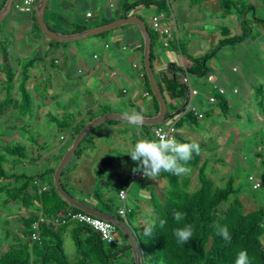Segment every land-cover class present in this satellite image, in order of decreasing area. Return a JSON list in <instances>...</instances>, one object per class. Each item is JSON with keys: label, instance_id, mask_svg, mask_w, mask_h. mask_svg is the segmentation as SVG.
<instances>
[{"label": "rangeland", "instance_id": "obj_1", "mask_svg": "<svg viewBox=\"0 0 264 264\" xmlns=\"http://www.w3.org/2000/svg\"><path fill=\"white\" fill-rule=\"evenodd\" d=\"M168 1L172 6L174 16L178 23L177 35L181 40L182 48L184 49L185 54L198 57L213 50L217 46L219 40L223 38L221 32L223 26L228 27L233 35L242 34L241 22L245 25V29L249 30L248 34L241 41L220 46L216 51L215 57L210 59L207 63L210 73L214 74L215 76L217 73L213 72V65L217 67V70L226 68L227 71L225 73L227 74L225 75L228 76L227 79L229 80V87L233 88V85H238L239 87V93L237 95L233 94L232 92L229 93L231 107L226 112V117H228V120H225L222 115L220 117L223 119L220 124L222 123V125L226 126L227 128H230L231 126L233 127L229 132L228 130L227 132H223V136L225 137V144L223 147L224 151L218 152V158L220 162L225 163L226 161V163H228L226 165L230 167V172L223 173L224 178L220 177L221 179L219 180H216L213 176L210 178L215 182L216 185L219 186L224 185L227 179L232 178L234 181V187H240L241 191L238 194V197L243 202V209L245 211H251L258 208L259 206H264V118L259 120L258 116L262 114V111L260 110L259 113H256L253 109L256 94H251L250 97L246 96L245 109L237 110L238 101L241 100V97H244L245 88L247 85L251 84L253 89L258 90L259 87L262 86L263 91L261 92L264 93V0H240V2L237 4L239 9L242 10L243 6H246L251 8L254 7L255 11L253 12L248 8L244 14H240L237 12V10L232 9L230 14L225 18H213L214 15H217L213 10L214 7L209 4L204 5L199 1L167 0L168 5ZM36 5L37 3L34 4V7H36ZM118 6L112 8L111 10L109 9L113 15L118 13ZM167 9L168 10L165 11L162 10V12L169 16L170 8ZM157 12L158 10L155 6L145 7L139 5L130 8L127 11V14L129 16L141 17L144 20L146 26L152 30L151 18L152 15ZM242 15L245 19H242ZM238 16L241 18L238 19ZM49 26L57 27L56 23H49ZM116 28L94 35H87L71 41L81 45L84 42L86 44V56L89 60L94 61V59H92L93 51H96L97 53L101 52L104 49L103 45L106 42L112 45L110 35L115 31ZM10 29L12 28L5 29L4 21H1L0 57L6 61V58L3 57V51L6 49L8 63L11 65L12 70L16 72L18 70L20 71V68H18L17 65L19 64L20 66H23V64H25L28 59L35 55V51L33 47H31L28 52L23 53L21 56L19 51L15 52L17 45L15 43L16 39L14 35L5 33L6 30ZM197 30H201L200 33L204 35H198ZM171 31L176 32L175 26L171 27ZM27 34L28 36H25L28 45H32L31 41H36L40 37L44 40L48 39L55 43L53 38L44 34L36 27L34 34ZM83 39L84 41H82ZM67 42L69 41H66V43ZM174 45L176 47L178 46L177 43ZM19 49L22 50L21 47ZM154 52L156 57L152 61V67L158 81H161L162 76L167 73L166 69L169 63H174L177 66H183L184 63L187 66L189 65V62L185 57L186 55H181L174 47L161 48L157 45V47L155 46L154 48ZM143 54L144 52L139 53L140 64L143 62ZM42 58L43 56L41 54V59ZM41 59L39 61L40 63ZM37 61L38 60H36L34 63H37ZM4 63L5 62H2V65L0 66V70L3 73L1 75L0 71V103L7 96V93L2 87L4 86V76L6 73ZM45 64V70L47 72L53 69V62L51 60H47ZM158 65H160V67ZM232 66H236L238 68L237 74L231 71ZM72 70L74 72L75 68ZM47 72L44 73L45 82H42L40 85L35 84V86L31 87L30 84H26V87L33 100L32 113L30 115H27L26 117H20L17 115L20 94L16 89H13L14 102L11 104V106L0 108V151H3L6 146L22 145L21 142L24 139V141L27 142L26 144H31L32 147H34V150L43 156V159L37 163L29 160L27 157H25L26 160H19L18 158L15 159L9 157L10 162L4 164V168L7 172H26L28 174L38 173L39 171L44 170V168H46L47 164L49 163H51L53 166L59 163L64 153L72 145L69 128L66 125L58 126L50 119L49 114H52L60 120L67 117V120H69L68 124L74 125L75 119H78L79 117L78 113L83 112L82 106L83 108L86 106V102L84 100V87L81 84L73 88H70L72 86L69 83L65 84V86L60 83L58 84V80L55 78V75L51 76L50 72ZM179 76L180 75H178V77ZM192 81L194 86L199 90H202L206 86L197 83V79H195V77H192ZM50 82L52 83V87ZM53 88H56V93L55 89L53 90ZM251 91L252 89H250V93ZM53 96L54 98H52ZM197 99H199V97H195L193 99V104L199 110L205 109V107H207L206 103L201 106L197 102ZM178 101L180 103L182 102V100ZM144 103H147V101H144ZM173 106L174 103L167 99V110L171 113H174ZM97 111L98 110H91L90 115L95 116ZM145 113L148 112L145 111ZM237 113L240 117L236 116ZM173 117L176 118V114ZM205 119L199 121L200 129L204 128L203 133L207 137H210L209 139H211V141L207 140V144H209L207 147L213 146L215 148L218 146V132H215L212 127H209L208 129L205 128L203 125L205 123L203 120ZM115 122H120L122 126H124V128H120V131L117 132L119 136L117 139L114 138V135L111 132ZM170 122L171 118L168 116L162 122V124L167 125ZM195 129L196 128L192 126V130L194 131ZM236 129L241 131L237 132L238 130L236 131ZM139 130L137 126L130 125L128 121L112 119L99 123L97 128H95L90 133L89 137L82 143V145H84L86 148L84 153L87 151V155H90V157H88L89 159H85V161L89 160V162L86 163V168L83 170L80 169L81 157L79 159L72 158L67 169L65 170V174L62 176V181L67 184L66 186L71 195L76 199H83L86 195L91 196V194L86 190L85 185L86 182L90 185V182L93 179V187L96 183H99L101 185L100 191L103 193L104 197L111 198L116 206L121 208L123 206V202L118 199V193L115 190L108 188V186L111 185L112 182H115L117 177H121L119 176L118 169L120 172L126 173L131 169V165L138 163L133 161L130 157V154L126 152L132 149L137 140L146 137L144 128L141 127ZM183 130H185V128L180 130V136L182 139H185L186 135L183 133ZM238 135L240 137L239 140L237 139ZM97 136V141L104 137L107 142L112 143V146L107 145L109 149L105 152H100L98 157L96 156L97 159L92 161L91 156H95L100 150L96 145L97 143L94 141ZM30 137H33L32 142L28 140ZM91 143L96 145L94 149L89 146ZM202 148L205 149L206 147L203 146ZM84 153L82 155H84ZM26 154H28V156L30 155L28 148H26ZM227 158L230 160H227ZM258 158L259 163H257ZM74 168H76L77 171L75 175V181L72 176L69 178L66 175L67 170L72 172ZM189 168L191 169L192 173L196 171L195 169L192 170L191 167ZM115 169H117V171H115ZM99 170H102L100 175L98 174ZM190 173L182 174L181 177H179L181 184L185 182V177H190L191 179V176L189 175ZM84 174H86L85 178H83ZM249 174H253L261 179V188L257 190H253L251 188V182L248 180ZM127 176L128 182L131 183L132 179L129 178V175ZM45 177L47 176L44 175V178ZM119 181H122V179L117 180L116 183ZM140 181L141 180H136L130 184V189H128L129 191L127 193L126 207L132 205L137 208L138 206H141L138 204L139 202L137 201V192L134 188V185L138 184ZM6 182L7 181H5V183ZM11 182L10 188L13 187L12 185H14V181L11 180ZM164 184L166 191L167 181H165ZM125 187L126 186H124V188ZM7 196L8 194L5 191L0 193V254L5 250V248H3V241H5L6 234H8L7 240H10L12 244L17 243L15 241L16 239L20 241L26 240L25 226L23 220L20 218V214H24V212L21 211V202L18 200L11 203H4L2 200ZM251 198L255 203L248 205L246 201L247 199ZM229 201L225 202L223 206L228 204ZM151 207L153 208V206ZM141 208L142 207H140V210L142 211ZM133 212L134 213H132L130 216V220L133 222V225H136L134 222L136 218L143 217V215L139 216L135 210ZM29 213L30 212H26L25 214ZM146 217V221L149 222V216ZM139 229L140 228H138V231L140 232ZM118 235L123 242L127 243L126 238L120 232H118ZM72 246L73 243L71 237L68 234H65V252L69 253L70 247ZM32 248L33 259L35 260V256L39 251V247L36 245V247ZM119 248L121 247H117L116 249ZM122 253L123 252H120L117 255V260L121 261L124 259Z\"/></svg>", "mask_w": 264, "mask_h": 264}, {"label": "trees", "instance_id": "obj_2", "mask_svg": "<svg viewBox=\"0 0 264 264\" xmlns=\"http://www.w3.org/2000/svg\"><path fill=\"white\" fill-rule=\"evenodd\" d=\"M5 1L6 0H2L0 9L3 8ZM38 2L39 0L36 3L38 4ZM239 2V0H221L220 6L222 8V17L229 14L232 9L237 10V12L240 14H244L246 9L249 7L243 6L241 10L237 7ZM14 3L15 2L12 3L13 7L15 5ZM34 4L32 5L31 11L29 13L32 12L33 24L37 29L40 30L36 21ZM138 5H144L145 7L155 6L158 12L162 10H168L167 8H169L167 0H137L132 4H126L123 9L129 10L130 8ZM102 24L104 23L102 22ZM124 25L126 24L120 26ZM241 26L242 34L233 36L229 35L228 27L223 26L221 29L223 38L219 40L217 46L210 52L198 57L185 54L182 44L177 43L175 40L174 33L171 31V28L170 31L172 32V39L170 40V44L168 46H164L160 42L158 34L154 32L153 29L150 30L147 27L151 36V64L153 59L156 57L154 48L157 45L161 48H176L181 55H186V60L189 62L188 66L186 64L183 66H177L174 63H169L166 69L167 73L162 76L161 81H158L156 78L159 89L166 99L174 101L182 100L180 103L181 107L178 110V113L183 112L180 118L176 119L173 117L175 112L171 113L167 110L166 113L167 117L170 116L171 120H176V129L180 125V122L182 123V121L186 119H191V121L195 123H197L199 119L193 111H185V106L188 102V90L186 84L182 81L183 76L188 75L192 81V77L197 79V77H204L208 75L210 71L207 63L210 59L215 57L217 49L220 46L241 41L248 34L249 30L245 29V25L242 22ZM88 28L89 27L84 24H79L74 27L75 31L77 32H82ZM54 41L56 43L61 42L55 39ZM174 42L179 45L177 47L173 46ZM139 49L140 52H144L143 42L141 43ZM6 53V50H4L3 57L6 58V73L4 76V86L2 87L7 93V96L0 103V108L11 106V104L14 102L13 89H16L20 94L17 115L20 117H26L32 113L33 107V100L26 87V83L30 77V68L36 59H30L20 67L19 78L17 81H15L16 72L12 70L11 65L8 63ZM140 68V76L144 78L148 89V94L152 97L154 102V114H157L159 110V103L152 93L145 72L144 62H142ZM178 75L180 76L178 77ZM200 84H207L208 89H210L208 93L203 94L193 84V86L198 90V94L193 96L192 104L195 97L204 95L203 99L201 100H204L208 105L221 106L223 113L226 114V112L230 109H228V98L226 97V94L228 92L237 93L238 89L236 87L227 88L224 86L226 88L225 93L223 95H219L218 92L214 90L212 85L205 82ZM262 88L263 87L260 86L259 90L263 91ZM234 89H237V91L234 92ZM258 94L259 93L257 92V103L259 107H262L263 97L262 95ZM207 95H214L216 101L213 103L209 102L206 98ZM201 100L199 102L200 104L203 103ZM193 106L197 112L203 114V112H201L194 104ZM175 109L177 108L175 107ZM107 111L108 109H105L103 112L106 113ZM49 116L50 119L58 126L66 125L69 128L71 144L83 127L93 120V117L91 116V118L87 121L77 122L72 125L68 124L69 120H67V117L60 120L52 114H49ZM97 125L84 135V137L79 142V145L76 148L72 158L79 159L82 156L86 149L82 143L89 137L90 133L95 128H97ZM157 125L163 124L162 122L158 124H142L141 127L144 128L145 136L149 139H157L153 133V129ZM175 136L177 138L176 134ZM28 140L32 142L33 137H30ZM21 143L22 145L6 146L5 149L2 148L3 151H0V193L5 191L8 194V196L2 201L4 203H11L19 200L21 204H26L31 195L29 192L30 188L32 187L33 183L36 182L38 187H36L34 190L32 198L38 202L40 207L37 212H32L28 217L23 219L26 240L20 241L16 239L15 241L17 243L14 244H12L9 240L5 247H3L5 250L0 254V264H135L134 257L132 255L131 249L129 248V242L127 239V243L124 247L119 245L115 246L104 242L101 240L99 234L96 231L78 222L68 221L65 223L60 222L59 224H53L48 221V219L54 218L69 210L78 211L80 209L71 205L56 188L54 181V171L58 163L54 166L49 163L47 164V167L44 168V170L33 174H28L26 172L6 171L4 164L10 162L9 157L15 159L18 158L19 160L25 158L26 148L31 144H26L27 142L24 141ZM199 159L200 153L197 155L194 152L192 159L188 161L187 164V166L191 167L192 170L195 169L197 171L198 185L194 190L190 189V177H185V182L181 184L179 177H181L182 174L175 175L167 172H161L159 174L167 181V189L163 199L152 196V205L155 213L156 226L152 229L151 235H146L142 231L139 232L138 229L133 225V222L130 220V216L132 213H134L133 209L129 212H126L125 214H120V207H117L111 198L104 197L103 193L100 191L101 185L99 183L95 184L92 193L93 201L96 203V205L93 206L119 217L135 231L137 242L141 251L140 264H235L237 254L242 249L247 251L250 264H264V206H259L258 208L251 211H245L243 209V204L238 197V194L241 191L240 187H234L233 179H227L225 184L222 186L216 185L215 182L208 177L204 166L201 165L197 169ZM68 164L61 172L60 181L67 192L71 194L68 191L66 186L67 184L62 181V176L65 174ZM101 173L102 170H99L98 174L100 175ZM191 174L192 171L189 175L191 176ZM44 175L47 177L44 178ZM11 180H13L14 183H21L18 186L12 185L13 187L10 188L12 183ZM39 180L42 181L40 185L38 184ZM259 180L262 186V181L261 179ZM5 181L7 182L5 183ZM124 181L125 180L119 181L118 183H112L108 186V188L115 190L118 193V191L121 188H124L126 185V182ZM261 186L259 188H261ZM228 201L229 203L223 206V204ZM174 211L184 213V220L177 223L173 217ZM39 215L44 216L45 220L39 223V240L34 241L31 238V234L33 232L32 224L38 220ZM159 219L167 220V224L163 228L159 227ZM217 222L221 225L226 224L228 226L229 233L231 235L230 242L225 241L221 236L217 235V232L214 228V224ZM185 224H191L193 226V236L187 243H179L173 234L174 229L177 227H183ZM68 226L71 227V238L78 253L77 259L74 262L69 260V257L64 250V235ZM118 232L120 231L118 230ZM7 237L8 234H6V239H8ZM36 245H38L39 251L35 256L36 259L34 260L32 247H36ZM117 247L121 248L116 249ZM126 251L130 253V258L121 261L117 260V255L120 252Z\"/></svg>", "mask_w": 264, "mask_h": 264}, {"label": "crops", "instance_id": "obj_3", "mask_svg": "<svg viewBox=\"0 0 264 264\" xmlns=\"http://www.w3.org/2000/svg\"><path fill=\"white\" fill-rule=\"evenodd\" d=\"M19 1L20 0H13L12 3L15 2L14 4H16ZM135 1L137 0H115L114 6L110 7L109 4L112 2V0H48L46 8L42 13V17L46 25L51 30L59 34L69 35V34L79 33L75 31L74 29V27L79 24H84V25H87L89 28H92V27L103 25L102 22L104 24H107L121 17L129 16L127 14L128 9H123V7L126 4L127 5L132 4ZM198 1L202 2V4L204 5L209 4L214 7L213 10L215 14L217 15H214L213 18H225L226 16L230 14L229 13L226 16L222 17V8L220 6L221 0H198ZM195 2H197V0H195ZM1 3H2V0H0V5ZM117 6L119 8V11L118 13L113 15L110 10ZM36 7H35V11H36ZM169 8H170V14H169L168 21L170 23V28L172 26H175L176 32L173 31L174 38L177 41V43H181V40L177 35L178 23L176 21V18L174 16V11L172 10V6L170 3H169ZM249 9H251L253 12L255 11L254 7L252 8L249 7ZM87 13H90V16H87ZM32 15H33L32 12L31 13L23 12L21 10H18L14 5V7L11 6L10 11L0 20V23L1 21H4L5 29L12 28L10 30H6L5 33L14 35L16 39L15 43L17 45L15 52L19 51L21 53L20 54L21 56L23 53L28 52L31 47H33L35 51V55H33L30 59L35 58L38 61L37 63H33V65L31 66L30 68L31 72L29 71L31 75L29 79L27 80V83L30 84L31 87L35 86V84L40 85L42 82H45L44 73L47 72L45 70L46 69L45 62L47 60L48 61L51 60L53 62V65L51 64L53 66V69L49 70L48 72H50L51 76L55 75V78L58 80V84L60 83L65 86V84L69 83L72 86V87L68 86L70 88L76 87L79 84H81L84 87V90H85L84 100L86 102L85 103L86 106L84 108L82 106L83 112L78 113L79 117L78 119H75L74 121L75 123L81 122V121H87L88 119H90L91 110H98L96 115L92 116L93 119L98 116L110 113V112H116V113L119 112V113L125 114L127 112H131L132 110L141 112L142 116L156 115L154 114L155 107H154L153 99L148 94V89H147L144 78L140 76L141 64L139 62V53H140L139 47L141 46V43L143 42V36L137 26H135L134 24H126L124 26H118L119 28H116L115 31L110 35V38L112 40V45L106 42L104 43L103 45L104 49L101 52L97 53L96 51H93L92 59H94V61H91L88 59L85 53L86 44L84 42L82 43V45L72 42L75 39H73L72 41L71 40H63V41L59 40L61 41L60 43H56V42L53 43L48 39L44 40L43 38L40 37L36 41L32 40L31 41L32 45H28V42L26 41L27 40L26 36H28L27 33H30V34L35 33V26L33 24ZM239 18L241 17L238 16V19ZM243 18L244 17L242 16V19ZM49 23L51 24L56 23L57 27H50ZM200 32L201 30L198 31L197 34L204 35ZM229 35L233 36V33H231L230 30H229ZM66 41H69V42L66 43ZM82 41H84V39ZM175 43L176 42H174L173 44ZM20 47L22 50L19 49ZM41 54L43 56L42 59H41ZM40 59H41V63L39 62ZM2 62H5V61L2 57H0V66L2 65ZM5 64L6 63H4V67L6 66ZM134 64L136 66H134ZM158 66L160 67V65ZM213 66H214L213 67L214 71L213 70L212 71L217 73L216 76H217L218 84L222 86H226L227 88H230L229 80L227 79L228 76L225 75L227 74L225 73L227 69L223 68L221 70H217V67H215V65ZM17 67L20 68L21 66L18 64ZM73 68H75L74 72L72 70ZM233 68H236V69L233 70ZM218 69H219V66H218ZM231 71L237 74L238 68L236 66H232ZM2 74L3 73L1 71V75ZM18 78H19V70L16 71L15 81H17ZM197 83H203V82H197ZM50 85L52 87V83ZM233 87H236L238 89L237 93H233L237 95L239 93V87L238 85H233ZM56 88H53V90L55 89V93L57 92ZM209 89H208V85L206 84V86L202 90H200V92L203 94H206L208 93ZM250 89H252L251 93H250ZM257 92L260 93V95H262L263 97V106L258 108L257 99H255V104H253V109L255 110L256 113H259L260 110L262 111V114L258 116V119L261 120L262 118H264V93L259 91L258 89H253L251 84L246 86L244 97H241L240 98L241 100L238 101L237 110H242V109L244 110L246 107L245 97L246 96L250 97L251 94L255 95ZM229 93L230 92L226 94V97L228 98V101H227L228 109L231 107ZM203 96L204 95H201L199 99H197L198 103L200 102L201 99H203ZM52 98H54V96ZM144 101H147V103H144ZM170 101L174 103L173 107H174V112L176 114V119L180 118L183 114V112L178 113V110L181 107L180 102L174 101V100H170ZM201 102H203L201 104L199 103L201 106L206 103L204 100H201ZM206 106L207 107H205V109L203 110L200 109V111L203 112L204 116L202 118H199L197 123L191 121V119H186L182 121V123L180 122V125L177 127V130H176V135H177L178 141H181V142L195 141L201 145L200 159H199L197 169L199 168V166L202 165L205 167V170L209 178L213 176L215 177L216 180H219L221 179L220 177L224 178L223 173L230 172V167L226 165L228 163H226V161L225 163L220 162L218 158V154H219L218 152L224 151L223 147L225 144V137L223 136L224 135L223 132H227V130L229 132L233 127L231 126L230 128H227L226 126L222 125V123L220 124V122L223 121V119L220 118L221 115L223 116L225 120H228V117H226V114L223 113L221 106L208 105V104H206ZM175 107L177 109H175ZM105 109H108L106 113L103 112ZM145 111H147L148 113H145ZM236 116L240 117L238 113L236 114ZM202 119H205L203 120L205 122L203 124L205 128L208 129L209 127H212V129L215 130V132H218L217 133L218 134L217 135L218 146L215 148L213 146L207 147L209 145L207 144L208 143L207 140L211 141V139H209L210 137H207L203 133L204 128L200 129L199 121ZM113 126L114 127L112 128L111 132L114 135V138L117 139L119 137L117 132L120 131L119 130L120 128H124V126H122L120 122H115ZM192 126L196 128L194 131L192 130ZM137 128L139 130L141 129V126H138ZM184 128L185 130H183V133L186 135V138L182 139L180 136V132H181L180 130ZM237 130L238 129H236V131ZM239 131L241 130H238L237 132ZM97 138L98 136L95 138L94 141L95 143H97L96 145L97 147H99L98 149L100 150L97 152L95 156L93 155L91 156L92 161L97 159L100 152L102 151L105 152L106 150L109 149L107 145L112 146V143L107 142L104 139V137L98 141H97ZM145 138H148V137H145ZM237 139L238 140L240 139L239 135ZM106 143H109V144H106ZM96 145H93L91 143L89 146L94 149ZM203 146L206 148L203 149L202 148ZM27 148L30 151V155L28 156V154H26L25 157L29 158V160L37 163L43 159V156L40 155L36 150H34V147H32V145L27 146ZM88 157H90V155H87V151L86 153H84V155L81 156L80 169L83 170L86 168V165H87L86 163H88L89 160L85 161V159H89ZM24 160H26V158H24ZM227 160H230V159L227 158ZM257 163H259V158L257 159ZM136 166L137 164L131 165L130 166L131 169L126 173L120 172V170L118 169L119 176L121 177L120 178L117 177L116 181L119 179L126 180L128 178L127 175H129L128 173H130L131 170L135 169ZM76 168H74L72 172L67 171L66 173L67 177L70 178V176H72L74 181L76 180L75 178V175L77 172ZM115 171H117V169H115ZM85 176L86 174L83 175V178H85ZM92 180L90 182V185L85 180L86 190L91 194V196L86 195L83 199H78V200L84 201L93 206V205H96V203L95 201H93V198H92V193L95 187V185L93 187ZM136 180H141L138 184L134 185V188L137 192L136 193L137 201L139 202L138 204L141 206H138L139 208L138 207L135 208L132 205L129 207L132 208L133 211L135 210V212L139 216L143 215V217L136 218L134 222L136 223L137 226L135 224L134 225L137 229L140 228L139 230L144 232L142 226H146L148 223L146 221V218H147L146 216H149L148 219L150 221L155 220V213H154L153 208L151 207L153 206L152 196L158 195L157 197L159 199H163L164 194H165L164 193L165 192L164 183L166 180L160 175H158L155 178V180L146 177L144 179L131 180V183ZM116 181L112 183H116ZM20 183L21 182H16L14 183V185L18 186L20 185ZM41 183L42 181L39 180L38 184L40 185ZM131 183L128 182V179L126 180L125 188L127 189V193L129 191L128 189H130ZM197 185H198L197 184V171H195L191 174L190 189L191 190L196 189ZM36 187H38V185L36 182H34L29 191L31 195L28 201L26 202V204H21L22 206L21 211L24 212V214H20L21 220L28 217L30 213L37 212V210L40 207L38 202L32 198ZM126 201H127V197L125 200V204H126ZM253 201L254 200L252 198L247 199L246 203L248 205H251L252 203H255ZM140 207H142L141 208L142 211L140 210ZM253 207H249V208H253ZM26 212H30V213L25 214ZM143 213L146 215H144ZM70 229L71 227L68 226L65 234H68L71 237ZM7 242L9 241L5 238V241H3V247L6 245ZM72 243H73V240H72ZM125 244L126 243L121 240V244L119 246L124 247ZM66 254L68 255L69 260L71 262H74L77 259L78 253L74 247V243H73V246L70 247L69 253H66ZM122 255L124 257L123 260H127L130 258V253L128 251L123 252Z\"/></svg>", "mask_w": 264, "mask_h": 264}, {"label": "water", "instance_id": "obj_4", "mask_svg": "<svg viewBox=\"0 0 264 264\" xmlns=\"http://www.w3.org/2000/svg\"><path fill=\"white\" fill-rule=\"evenodd\" d=\"M13 0H6L3 8L0 10V20L10 11L12 6ZM48 0H39L37 7H36V21L39 25L40 30L56 39V40H73L78 39L87 35H94L98 33H102L111 29H114L123 24H134L138 27L139 31L141 32L143 39H144V54H143V62L145 67V72L156 100L159 103V110L158 113L154 116H142L143 117V124H158L163 122L167 118V99L162 94L159 86L157 84V80L155 74L152 69L151 58H150V51H151V36L150 32L144 22V20L139 16H124L119 19H116L110 23L103 24L100 26L88 28L82 32L74 33V34H59L53 30H51L45 23L42 13L46 8ZM123 120L127 121L125 118V114H119L116 112H110L101 116L96 117L95 119L91 120L83 129L79 132V134L74 139L72 145L68 150L64 153L61 160L59 161L55 171H54V181L57 190L60 194L73 206L77 207L78 209L109 221L113 223L117 229L126 237L129 242V248L131 249L132 255L134 257L135 264H140V248L137 242L136 233L130 228L128 224H126L123 220L119 217L109 214L99 208L92 206L86 202L80 201L74 198L71 194L67 192V190L62 186L60 181V175L63 168L70 162L72 157L74 156V152L79 145V142L84 137V135L89 132L94 126L97 124L107 121V120Z\"/></svg>", "mask_w": 264, "mask_h": 264}, {"label": "clouds", "instance_id": "obj_5", "mask_svg": "<svg viewBox=\"0 0 264 264\" xmlns=\"http://www.w3.org/2000/svg\"><path fill=\"white\" fill-rule=\"evenodd\" d=\"M125 118L130 125L138 127L143 124L141 112L136 110L125 113ZM200 151L198 142H181L165 133L160 134L157 139L141 138L137 140L132 149L126 153L130 154L133 161L138 162L133 171H141L145 177L155 180L161 172L175 175L189 173L191 169L187 166L188 161L192 159L194 152L199 155ZM184 216L185 214L179 211L173 213L177 223L183 221ZM158 223L159 227L163 228L167 224V220L159 219ZM155 226L156 221L153 220L142 227L146 235H151ZM214 228L217 235L230 242L231 235L226 224L221 225L217 222L214 224ZM173 234L179 243H187L193 236V226L185 224L183 227H177ZM235 264H250L246 250L242 249L238 252Z\"/></svg>", "mask_w": 264, "mask_h": 264}, {"label": "built area", "instance_id": "obj_6", "mask_svg": "<svg viewBox=\"0 0 264 264\" xmlns=\"http://www.w3.org/2000/svg\"><path fill=\"white\" fill-rule=\"evenodd\" d=\"M37 1L38 0H20L19 2L15 4V7L21 11L30 12L32 5L36 3ZM114 1L115 0H112V2L109 4L110 7L114 6ZM87 16H90V13H87ZM168 20H169V16H167L162 11L155 13L151 18V27L154 30V32L158 34L159 40L164 46H168L170 44V40L172 39V32L170 31V23ZM235 69L236 68H233V70ZM197 80L198 82H205V83L212 85L214 90L218 92L219 95H223L226 91V88L224 86H221L220 84H218L217 76H215L212 73H209L208 75L204 77H197ZM182 81L183 83L186 84L187 90H188L187 92L188 102L185 106V111L191 110L194 112L195 115H197L198 118H202L203 114L200 112H197L192 104V98L193 96L198 94V90L193 86L191 78L188 75H184L182 78ZM233 91L236 92L237 89H234ZM206 98L209 102H212V103L216 101V98L214 95H207ZM176 130H177L176 120H171V122L168 123L167 125H157L156 127H154L153 133L157 138L160 134H165V133L169 136L176 138L175 136ZM129 177L132 180L146 178L141 171H133V170L130 172ZM248 180L252 182L253 189H258L261 186V182L259 178H257L253 174L249 175ZM126 197H127V189L121 188L118 191V198L119 200L123 202V206L119 209L120 214H125L126 212H129L131 210L130 207L128 206L126 207V204H125ZM44 220H45V217L42 215H39L38 220L33 222L32 224L33 232L31 234V238L34 241L39 240L38 227H39V223L43 222ZM48 221L53 224H59L60 222L65 223L68 221L78 222L96 231L99 234L101 240H103L104 242L111 244V245H115V246L121 244L117 227L113 223L106 221L104 219H101L99 217H96L94 215H91L89 213H86L82 210H78V211L69 210L54 218L48 219Z\"/></svg>", "mask_w": 264, "mask_h": 264}]
</instances>
